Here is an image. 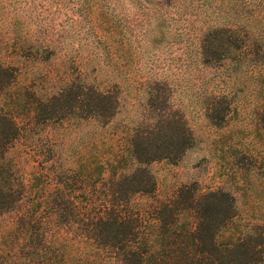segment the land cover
Listing matches in <instances>:
<instances>
[{"label": "rangeland", "instance_id": "rangeland-1", "mask_svg": "<svg viewBox=\"0 0 264 264\" xmlns=\"http://www.w3.org/2000/svg\"><path fill=\"white\" fill-rule=\"evenodd\" d=\"M220 27L261 42L255 57L264 58V0H0V112L19 124L0 142L8 146L0 160L7 175L24 183L39 177L32 193L46 177L51 191L103 192L106 162L127 155L155 87L183 117L192 144L177 160L146 166L153 198L184 185L221 190L234 197L236 225L263 224L264 84L260 66L250 69L227 51L231 59L222 50L203 62L201 36ZM69 83L113 94L115 115L90 119L84 106L50 120L34 114L38 100ZM151 201L136 196L133 206ZM10 216H0V239Z\"/></svg>", "mask_w": 264, "mask_h": 264}, {"label": "trees", "instance_id": "trees-1", "mask_svg": "<svg viewBox=\"0 0 264 264\" xmlns=\"http://www.w3.org/2000/svg\"><path fill=\"white\" fill-rule=\"evenodd\" d=\"M258 47L262 43L248 34L223 27L200 40L204 63L213 54L219 58L222 50L221 58L231 59L227 51L250 69L260 66L264 84V58L259 62L255 57ZM148 94V117L134 129L127 155L106 162L109 174L101 193L51 191L46 187L54 182L48 177L46 186L32 193L39 177L24 183L8 176L10 168L0 161V216L11 215L10 226L1 233L0 264H264V223L236 225L238 210L228 192H200L184 185L172 197L153 198L156 183L146 166L177 160L191 146L192 135L158 89L152 87ZM117 104L110 92L69 83L38 100L33 110L50 120L84 106L90 119L104 121L115 115ZM261 112L264 121V99ZM18 131L16 117L0 112V142ZM7 150L0 147V160ZM136 196L152 201L135 208Z\"/></svg>", "mask_w": 264, "mask_h": 264}]
</instances>
